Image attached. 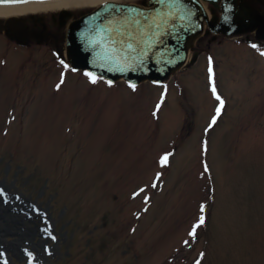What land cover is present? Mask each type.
Masks as SVG:
<instances>
[{
	"label": "rangeland",
	"instance_id": "rangeland-1",
	"mask_svg": "<svg viewBox=\"0 0 264 264\" xmlns=\"http://www.w3.org/2000/svg\"><path fill=\"white\" fill-rule=\"evenodd\" d=\"M16 47L0 36V187L39 210L40 264H264L261 56L218 55L212 126L202 53L133 90L64 73L63 42Z\"/></svg>",
	"mask_w": 264,
	"mask_h": 264
},
{
	"label": "snow or ice",
	"instance_id": "snow-or-ice-1",
	"mask_svg": "<svg viewBox=\"0 0 264 264\" xmlns=\"http://www.w3.org/2000/svg\"><path fill=\"white\" fill-rule=\"evenodd\" d=\"M5 2L16 3L27 2V0H5ZM103 7L115 10V14L106 19L102 18L103 26L93 30L94 36L89 44L90 47L102 49V54H107L111 59L124 65L120 68V71H125L127 68L132 67L136 59L143 64L149 56L150 50L161 45L164 37L178 31V24L182 29L184 24L195 16V9L189 5L188 0H140L138 4H112L109 6L106 3ZM230 11L231 5L229 4L225 8V12L228 13ZM252 46L258 47L255 44ZM133 54H136V56L134 57ZM61 63L64 62L61 61ZM211 64L212 58L209 57L208 72L211 81V92L216 100L219 101L216 116L212 118V126H215L223 111L225 101L217 90L215 71ZM65 67H68V65L65 64ZM85 75L93 84L101 80V76L92 71L86 72ZM63 82L61 80L60 84H63ZM107 83L111 86L114 81L108 80ZM60 84L57 85V89H59ZM130 87L135 90L136 84L132 83ZM205 148H207L206 143ZM169 155L165 154L161 158V164L167 165L169 163ZM207 167L205 165V168ZM0 198H2L3 203H8L10 199H20L19 196L9 197L3 187H0ZM206 208V205H202L200 211L203 213ZM37 211L39 210L37 209ZM205 223L206 217L201 215L196 224L193 225L190 236L195 238L197 229ZM52 238L55 239L56 237ZM185 243L187 244L188 241H185ZM25 251L29 260L34 262V253L27 249ZM204 255V253H201V257ZM3 264H9L6 256ZM195 264H201V260L197 259Z\"/></svg>",
	"mask_w": 264,
	"mask_h": 264
},
{
	"label": "water",
	"instance_id": "water-1",
	"mask_svg": "<svg viewBox=\"0 0 264 264\" xmlns=\"http://www.w3.org/2000/svg\"><path fill=\"white\" fill-rule=\"evenodd\" d=\"M35 1V0H27ZM215 1V0H204ZM7 3L0 0V4H17ZM189 5L195 9V16L184 24L181 29L177 25L178 31L170 36L163 38L161 45L150 50L149 56L143 64L138 59L132 64V67L125 71H120L124 65L111 59L107 54H102L100 48L90 47L89 42L93 39V30L102 25V18H108L115 14V10L106 9L103 6L90 15L82 17L73 22L69 28L66 37V56L75 70L84 72L92 71L101 76L106 81H117L124 79L127 84H140L149 81L154 84H161L169 76L185 64L190 44L202 33L203 22L205 18L199 13L200 3L197 0H188ZM109 6L117 3H107ZM210 29L217 33L238 34L241 31H229L223 23V27L214 29L210 22H207ZM4 32L9 37L17 39L19 44H25L29 37H42L38 32L29 30L23 22L15 17L9 18L5 23L0 21V33ZM135 57L136 54H133Z\"/></svg>",
	"mask_w": 264,
	"mask_h": 264
},
{
	"label": "flooded vegetation",
	"instance_id": "flooded-vegetation-1",
	"mask_svg": "<svg viewBox=\"0 0 264 264\" xmlns=\"http://www.w3.org/2000/svg\"><path fill=\"white\" fill-rule=\"evenodd\" d=\"M231 5V11L226 13L225 8ZM207 8L210 12L211 18L216 21V25L221 22L223 15L228 14L235 20H239L247 25H241L239 28L245 30L242 35L239 36H226L224 34H214L212 32L206 33L201 39H199L195 45L193 51L198 56L201 53L208 54L212 58L213 69H217L216 59L220 53L232 51L235 52H247L253 56L264 57V0H219L216 5L207 4ZM81 12H73L71 18L64 17L61 19V13L59 11L50 12L47 14H30L24 17H20L23 23L31 30H36L41 33L44 37L41 39L29 38L27 45L33 43H43L52 41L54 49H59L60 42L65 36V30L68 23L75 19ZM249 14V17H245ZM236 15V16H234ZM240 19H238V18ZM2 21H5L3 19ZM206 40L204 46H201ZM16 41L14 38L10 39L13 43ZM258 45L253 47L252 45ZM200 45V48L198 46ZM216 49H213L212 46ZM223 54V53H222Z\"/></svg>",
	"mask_w": 264,
	"mask_h": 264
},
{
	"label": "bare ground",
	"instance_id": "bare-ground-1",
	"mask_svg": "<svg viewBox=\"0 0 264 264\" xmlns=\"http://www.w3.org/2000/svg\"><path fill=\"white\" fill-rule=\"evenodd\" d=\"M108 2L138 4L140 0H36L19 4H0V19L61 9L88 10ZM9 197L13 196L9 195ZM40 217L39 211L20 199H10L8 203H3L0 198V264H3L5 256L10 254L22 261L28 260L25 249L34 253L33 264H40L42 257L50 255V252H45L43 249L46 229L39 225ZM34 223L35 227L28 226ZM36 237H40L37 242L34 241ZM8 238H11V241L8 242ZM29 240H33V247ZM28 264H30L29 260Z\"/></svg>",
	"mask_w": 264,
	"mask_h": 264
}]
</instances>
